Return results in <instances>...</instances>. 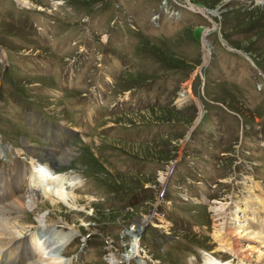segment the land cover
<instances>
[{
	"label": "rangeland",
	"instance_id": "1",
	"mask_svg": "<svg viewBox=\"0 0 264 264\" xmlns=\"http://www.w3.org/2000/svg\"><path fill=\"white\" fill-rule=\"evenodd\" d=\"M0 48V191L19 161L75 147L52 165L77 178L56 187L68 201L44 183L19 211L0 192L21 244L44 215L68 264H238L215 234L224 207L264 245V0H0Z\"/></svg>",
	"mask_w": 264,
	"mask_h": 264
},
{
	"label": "bare ground",
	"instance_id": "2",
	"mask_svg": "<svg viewBox=\"0 0 264 264\" xmlns=\"http://www.w3.org/2000/svg\"><path fill=\"white\" fill-rule=\"evenodd\" d=\"M30 144H31L30 138L29 139L27 138L25 140V145L29 147ZM73 149H75V147L72 145L68 149L69 154L60 155V152H58L55 148L52 147L49 148L48 149L49 153L47 154L48 157L45 156L47 159L44 158L43 155L42 156L36 155L39 156L37 159L38 163L36 164L32 163L33 166L32 170H28L26 169V167L24 169L19 161V167L18 168L16 167L11 171V176L13 181H15V183H12V186L10 187V191H8L6 194L7 199L9 198L11 199L10 200L11 202H9L8 205L11 208L13 207L14 210L19 209V211H27L28 208L31 210L39 209V201L38 198H35L36 196L34 194L35 193L36 195L42 194L38 192H40L44 183H47V185L50 186L48 191L55 193L59 201H68L69 198L68 193H66L64 189H58V188L56 189V187H60V188L61 187L65 188V186L73 187L77 183L76 181L77 178L72 175H70L68 178H65V176L63 177L62 174L56 172L53 166L57 168L58 167L63 168L67 164H69L70 159H72L70 152ZM27 187H30L31 191L27 192L26 190ZM23 188H25L24 190L25 192L22 194ZM16 190L19 191V193L18 194L16 193V196L13 197L12 195L15 194ZM27 194H29V196H26ZM48 195H50V193ZM253 199H256V197ZM258 202H261L264 205L263 200L258 199ZM7 208L8 207H5V212ZM223 208L224 207H222L221 210L215 209L217 216L221 218V220L223 221L220 224H218L219 228H217L215 234L222 236L223 238L222 241L227 242V248L225 249V251L230 252L232 256H235L237 259H239L238 264H264V252H263L264 245L244 243L241 239L242 236L238 233V227L237 228L235 227L237 226L236 223H232L228 220L227 216L224 215L223 213V210H225V208L224 209ZM1 209L2 208H0V264H16V262L20 264H66V263L68 264L69 263L68 260L64 258L63 251L70 244L69 243L71 239L70 236L64 234H55L51 231L50 233H48V230L45 231L43 230L47 226V224H45L47 221H50V223L58 224L59 222L57 220L51 219L50 217L44 215L38 216V218L36 219L38 222L37 228L41 227L42 229L41 230L38 229L35 231L33 237L36 236V238H33L31 241H28L27 244L26 243L21 244V242L24 240L22 237H24L27 234L26 232L29 230L28 229L29 227L24 224L17 223L15 221L12 222L8 221L9 218L8 220L7 218L6 219L2 218L4 216L3 215L4 210L2 211ZM10 209H8V211ZM240 210L241 208L239 207L238 213H240ZM262 219L263 220H261L260 223H264V218ZM242 226H246V225L243 224ZM257 230L253 232L255 235L257 236L264 235V233L261 230L260 231ZM41 231H44L45 234L43 235L40 234ZM222 244L225 245L224 243ZM28 248L29 251H25ZM135 255H137L136 251L132 250L129 256H127L126 258L124 257L121 258L123 260L126 259L130 260L131 257L133 258ZM213 256L214 255L206 257L203 264H231L230 262L222 263L219 259ZM68 259L70 261V258ZM116 262H117L116 259L112 261V263H116Z\"/></svg>",
	"mask_w": 264,
	"mask_h": 264
},
{
	"label": "water",
	"instance_id": "3",
	"mask_svg": "<svg viewBox=\"0 0 264 264\" xmlns=\"http://www.w3.org/2000/svg\"><path fill=\"white\" fill-rule=\"evenodd\" d=\"M0 50H1V48H0ZM198 71V70H197ZM197 71L195 72V74L193 75V77H192V80L195 78V76L197 75Z\"/></svg>",
	"mask_w": 264,
	"mask_h": 264
}]
</instances>
